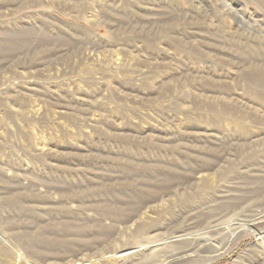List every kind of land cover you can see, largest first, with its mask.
Instances as JSON below:
<instances>
[{"label": "rangeland", "instance_id": "rangeland-1", "mask_svg": "<svg viewBox=\"0 0 264 264\" xmlns=\"http://www.w3.org/2000/svg\"><path fill=\"white\" fill-rule=\"evenodd\" d=\"M0 264H264V0H0Z\"/></svg>", "mask_w": 264, "mask_h": 264}, {"label": "bare ground", "instance_id": "bare-ground-1", "mask_svg": "<svg viewBox=\"0 0 264 264\" xmlns=\"http://www.w3.org/2000/svg\"><path fill=\"white\" fill-rule=\"evenodd\" d=\"M259 218H263V217H259Z\"/></svg>", "mask_w": 264, "mask_h": 264}]
</instances>
